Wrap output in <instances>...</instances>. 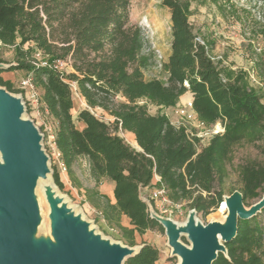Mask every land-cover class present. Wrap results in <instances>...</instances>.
Here are the masks:
<instances>
[{
  "label": "trees",
  "instance_id": "1",
  "mask_svg": "<svg viewBox=\"0 0 264 264\" xmlns=\"http://www.w3.org/2000/svg\"><path fill=\"white\" fill-rule=\"evenodd\" d=\"M159 1L169 11L170 42L161 68L164 77L148 80L144 71L151 57L142 54L141 27L129 23L130 0H0V48L13 52L12 62L0 73L22 71L31 76L38 104L52 124L58 161L70 181L73 165L85 159L96 186L104 181L113 185L114 200L95 190L86 191L87 199L129 246L136 245V234L164 230L151 217L141 190L163 189L170 204L203 215L217 210L224 198L227 165L239 145L254 146L260 160L238 166L240 186L235 191L248 208L251 200L264 197V104L250 82L251 72L264 87V44L250 54V71L224 65L212 56L209 42H197L188 20L194 6H215L222 17L228 9L241 22L234 5L228 0ZM262 5L253 34L264 41V0ZM36 54L48 63L67 62L72 71L41 66ZM0 64L8 63L0 57ZM72 84L89 108L113 120L106 123L82 110L76 119L84 127L78 128L72 117ZM0 87L17 91L1 74ZM186 92L200 122L221 126L222 131L204 145L174 127L165 114L148 112V105L176 107ZM118 131L132 133L140 152ZM53 166V182L62 190L59 166ZM262 213L264 208L237 220L236 235L224 244L226 253H219L212 264H264V225L258 220ZM122 217L128 218L129 227L121 225ZM140 247L124 264L157 263L156 248L146 242Z\"/></svg>",
  "mask_w": 264,
  "mask_h": 264
},
{
  "label": "rangeland",
  "instance_id": "2",
  "mask_svg": "<svg viewBox=\"0 0 264 264\" xmlns=\"http://www.w3.org/2000/svg\"><path fill=\"white\" fill-rule=\"evenodd\" d=\"M230 4L234 5L235 9L240 11V17L243 21L239 22L227 9L225 17H222L215 6L209 7H193V15L189 18L192 25L194 35L197 42H209L212 46V56L214 59L223 60L224 65H231L235 69H242L244 71L251 70L250 54L254 49L262 48L264 41L257 38L253 34L255 22L261 21V14L263 0H228ZM130 15L129 23L133 26L141 27L143 32V39L145 40L142 54L151 57V66L144 71L145 77L148 80L153 78H163L164 75L159 69H156V63L159 56L166 58V48L169 45L170 38V22L169 11L160 6L159 0H130ZM0 57L8 64H1L5 68L13 60L12 49L0 48ZM72 70L68 65L64 72L70 73ZM19 74L14 81V88L16 92L11 94L19 97L21 105H23L24 117L33 121L39 136H41L40 150L46 157V164L49 168L48 181L52 184L55 191L66 199L68 204L77 212H80L85 220V224L93 228L104 238L122 244L124 247H129L137 251L143 242L149 243L158 250V261L156 264H179V257L173 253V248L170 245L168 236L164 230L147 231L142 237L135 235V246L126 245L117 236L119 235L116 227L109 226L103 219L102 214L96 208H93L88 202L87 190H95L101 195L108 196L113 199L110 187L103 182L98 186L92 180L89 171V165L83 160L78 159L72 167L74 180L70 181L67 171L60 172L59 178L63 182V188L60 190L52 179L53 165L57 162V151L51 142L52 124L45 111L39 104L32 101L30 93L22 89L20 82L27 77V74L22 71H16ZM250 82L258 89V93L262 98L264 104V87L262 88L258 79L250 72ZM189 101L188 98L182 99L180 106ZM72 117L75 125L80 128L82 123L76 119L77 113L82 110L89 111L95 118L104 122H111L113 119L98 108H89L79 95L77 89L72 91ZM148 112L151 115L160 113L165 114L169 120L175 121L176 117L170 109H159L155 105L147 106ZM188 125V124H186ZM206 132V130H202ZM118 135L124 138L125 142L129 144L132 149L136 148L128 136H122L123 133L118 131ZM250 160H260L257 149L252 145H239L235 147L232 154L231 162L227 165L228 178L224 183V197H229L230 192H234L240 186L239 177H237V168ZM155 181V180H154ZM36 183V182H35ZM156 190L144 189L141 190L140 195L147 202L148 211L150 215L158 217L162 220H171L177 224H183L188 216L190 209H186L184 205L170 204L165 197H153ZM34 205L36 207L37 222L34 232L30 238V245L32 249L38 250L42 245H51L56 243V238L53 232V219L51 214V204L48 198L45 197L41 185L38 183L31 190V195ZM152 198H155L152 200ZM256 200H251V204H255ZM247 208L248 207H244ZM197 220L205 225L207 223L222 221L224 213L220 208L210 211L208 214L196 213ZM258 220L264 225V213L259 214ZM120 223L123 227H129V220L127 217H122ZM86 225V226H87ZM179 241L185 246L190 245V241L184 236L179 237ZM222 243V242H221ZM125 263V262H124ZM123 263V264H124Z\"/></svg>",
  "mask_w": 264,
  "mask_h": 264
},
{
  "label": "water",
  "instance_id": "3",
  "mask_svg": "<svg viewBox=\"0 0 264 264\" xmlns=\"http://www.w3.org/2000/svg\"><path fill=\"white\" fill-rule=\"evenodd\" d=\"M4 68L0 64V70ZM14 120L12 109H3L0 115V152L4 162L0 166V210L6 216L0 215V264H123L135 255L141 247L137 251L129 247L108 251L88 242L86 225L76 226L70 219L62 220L63 213L54 208V203L51 204L52 229L57 246H52L55 250L45 260L47 245L32 249L30 238L35 231L37 214L30 195L37 177L47 171L46 157L40 150L41 136L37 129H20ZM31 124L34 125L32 120ZM226 206L229 212L227 225L211 222L203 228L190 230L193 241L190 249L181 246L176 235L168 237L173 253L183 258V264H212L219 253H226L224 244L236 235L237 220L251 218L260 212L264 208V197L244 210L242 195L235 191L227 198ZM151 217L166 229L168 236L162 221ZM218 237L222 242L220 246Z\"/></svg>",
  "mask_w": 264,
  "mask_h": 264
},
{
  "label": "bare ground",
  "instance_id": "4",
  "mask_svg": "<svg viewBox=\"0 0 264 264\" xmlns=\"http://www.w3.org/2000/svg\"><path fill=\"white\" fill-rule=\"evenodd\" d=\"M6 107L11 108L13 111V115H14V121L15 124L20 128V129H24V130H32L35 131V126L31 124V120L26 119L24 117V111H23V105H21L20 99L18 96L16 95H12L8 92H6L5 90H3L2 88H0V115L2 116L3 113V109H5ZM30 124V125H29ZM29 125V126H28ZM1 133V131H0ZM2 137L0 136V141H1ZM4 162H3V153L0 152V166H3ZM45 169L47 170L43 175L38 176L36 179V183H38V185H41L42 189H43V193L45 195L46 198H48L49 203L52 204L54 203V208L57 211H61L63 213L62 216V220L64 219H70L72 221H74V224L76 226H79V224H85V220L82 216V214L80 212L75 211L66 201L65 198H63V196L61 197L53 188L52 184L48 181V167L47 164L45 162ZM227 197L223 198L222 204L220 206L221 211L224 213L223 219L222 221L219 222V224L222 225H227V221L229 220V212L226 206V200ZM247 208H244V210H246ZM52 212V211H51ZM0 215L1 216H6L1 210H0ZM196 213L194 211H190L188 213V216L185 220V222L183 224H177L174 221L172 222L171 220H162V223L164 224V226H166L167 228V232H168V237H173V236H177L178 238V242L180 243L181 246H183L186 249H190L192 246V240L190 238V230H196L198 228H203L204 225H202L196 218ZM87 225V224H85ZM86 234L88 235V242H92L93 244H96L98 247L111 251V249H127L126 247H124L122 244L114 242V241H110L107 238H104L103 236H101L98 232H96L93 228L89 227L88 225L86 226ZM180 236H184L186 237V239L188 241H190V245L189 246H185L183 243H181L179 241V237ZM218 244L219 246L221 245V240L218 237ZM52 246L56 247V243H53L51 245H47V251H46V255L43 257V260L46 259V257L49 255V253L53 252L55 250V248H53ZM55 253V252H54ZM177 255V254H176ZM177 257H179V264H183V258L180 257L179 255H177ZM60 264V263H59Z\"/></svg>",
  "mask_w": 264,
  "mask_h": 264
},
{
  "label": "built area",
  "instance_id": "5",
  "mask_svg": "<svg viewBox=\"0 0 264 264\" xmlns=\"http://www.w3.org/2000/svg\"><path fill=\"white\" fill-rule=\"evenodd\" d=\"M35 57L37 58V61L41 66H47L48 68L56 71V72H62L64 71L65 67H67L69 64L64 61H53L48 63L45 60H42V57H40L39 54H36ZM164 57L159 56L157 63H156V69H159L162 71V63L164 62ZM20 86L22 89L26 90V92L30 93V96L32 98L33 103L38 104V92L34 88L32 83L31 76L26 77L24 80L20 82ZM74 90L76 87L72 84L71 85ZM189 101L185 102V104H182L180 106V103L172 108L171 112L176 117V120L173 122L170 120L171 124L176 128H183L188 136L190 138L196 137L200 140V145L206 144L209 139L217 134L218 132L222 131L221 126L219 123L213 127L206 126L202 121L200 122L197 118V115L192 110V100L188 99ZM188 124V125H186ZM202 130H206V132H202ZM54 139V136L51 134V142ZM57 166H59L60 172L66 171V167L63 165V163H60L58 161V154H57ZM159 179H157L158 181ZM163 189H156L153 193V197L157 198V196L165 197ZM155 198H152L155 199ZM166 198V197H165ZM167 201V199H165ZM168 202V201H167ZM169 203V202H168Z\"/></svg>",
  "mask_w": 264,
  "mask_h": 264
},
{
  "label": "crops",
  "instance_id": "6",
  "mask_svg": "<svg viewBox=\"0 0 264 264\" xmlns=\"http://www.w3.org/2000/svg\"><path fill=\"white\" fill-rule=\"evenodd\" d=\"M168 49H169V45H168V47L166 48V51H165V54H166V58H167V56H168ZM16 71H12V72H2V73H0L1 74V77L4 79V80H8V81H10L11 83L13 82L14 83V81H16V78L19 76V74H17V73H15ZM186 98H188V99H190L191 100V95H190V93H188V92H186L185 93V95H183L182 97H180V102H181V100L182 99H186ZM41 107H42V110L43 111H45V113L47 114V110L45 109V107H43V105H40ZM84 127V124L82 123V126L80 127V129L81 128H83ZM122 136H128V138L131 140V143H133V145L136 147V142H134L135 141V139H134V135L132 134V133H128V132H123V135ZM136 150H138V149H136ZM58 154V153H57ZM86 163H87V161L85 160V159H83ZM87 165H88V163H87ZM157 180V178H155V181ZM105 185H107V186H109L110 187V192L112 193V189H113V185L111 184V183H108V182H106V181H104L103 182ZM144 190V189H143Z\"/></svg>",
  "mask_w": 264,
  "mask_h": 264
}]
</instances>
